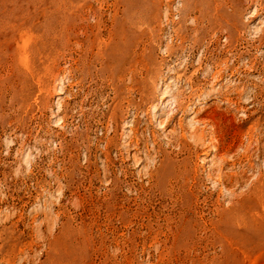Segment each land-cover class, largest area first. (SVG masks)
Here are the masks:
<instances>
[{"label": "rangeland", "instance_id": "1", "mask_svg": "<svg viewBox=\"0 0 264 264\" xmlns=\"http://www.w3.org/2000/svg\"><path fill=\"white\" fill-rule=\"evenodd\" d=\"M260 203L264 0H0V264H264Z\"/></svg>", "mask_w": 264, "mask_h": 264}, {"label": "bare ground", "instance_id": "2", "mask_svg": "<svg viewBox=\"0 0 264 264\" xmlns=\"http://www.w3.org/2000/svg\"><path fill=\"white\" fill-rule=\"evenodd\" d=\"M162 78V77H161ZM162 83V82H161ZM161 85V84H160ZM162 86V85H161ZM170 93V91L169 92H166V93H164L163 94V96H162V101H163V103L165 102V100L167 99V98H169V97H171V96H173V95H170L169 94ZM60 94H63L62 92H60ZM196 96V95H195ZM172 98V97H171ZM191 98H193V100H194V97L192 96ZM199 99V98H198ZM228 99V98H227ZM229 100H231V99H229ZM189 101V100H188ZM191 101V100H190ZM185 102V101H184ZM183 101H180V100H176V102H175V106H174V108H173V110H171V111H174V113L175 112H177V111H179V110H182V109H185L186 107H187V105H185V103H184ZM156 105V104H155ZM170 105V104H169ZM168 105V106H169ZM174 105V104H173ZM155 111H156V113L159 111V110H157V105L155 106ZM154 111V112H155ZM155 113V114H156ZM154 117H156V115H154ZM155 119V118H154ZM157 119V118H156ZM155 119V120H156ZM161 119V115H159V117H158V120H160ZM209 120V119H208ZM211 120V119H210ZM157 121V120H156ZM160 121H158V123H159ZM159 124H161V123H159ZM196 136V135H195ZM239 138V137H238ZM217 140V139H216ZM242 140V139H241ZM213 141V140H212ZM217 142V141H216ZM237 142V141H236ZM215 143V142H214ZM216 146V145H215ZM228 146V145H227ZM214 147V146H213ZM217 147H218V143H217ZM232 147V146H231ZM230 147V148H231ZM215 148V149H214ZM213 149L215 150V151H218V148H216V147H214ZM227 148V147H226ZM224 149V153H223V155L224 156H226L227 154H229V152H230V149ZM234 148V147H233ZM232 150V149H231ZM220 151V150H219ZM222 152V151H221ZM218 153V152H217ZM232 153V152H231ZM221 155V154H220ZM223 155H221V157L223 156ZM231 155V154H230ZM228 156V155H227ZM239 182V181H238ZM262 185V184H261ZM261 204V203H260ZM262 205V204H261ZM263 205H262V209H263ZM260 208V207H259Z\"/></svg>", "mask_w": 264, "mask_h": 264}]
</instances>
